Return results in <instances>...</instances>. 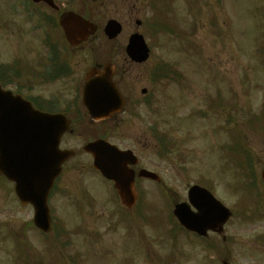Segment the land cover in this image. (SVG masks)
Segmentation results:
<instances>
[{"label":"rangeland","instance_id":"rangeland-1","mask_svg":"<svg viewBox=\"0 0 264 264\" xmlns=\"http://www.w3.org/2000/svg\"><path fill=\"white\" fill-rule=\"evenodd\" d=\"M14 1H0V8L7 10ZM79 1L69 0V4L100 26V32L89 43L73 52L80 72L96 61L122 68L127 39L135 31L144 36L151 49V59L142 71L130 68L125 75L127 93L133 95L135 91L140 99L130 108L136 118L111 125L105 135L107 141L122 149H134L143 158V167L155 170L161 183L141 182V204L145 203L138 226L134 217L126 219L121 214L124 211L110 199L108 187L99 184L93 190L97 199L81 211L85 229L94 228L98 235L96 248L91 249L87 242L86 248L81 246L84 242L80 234L85 232L76 218V205H71L69 198L60 199L54 203L56 215L52 212L60 239L53 232L51 242L34 241V264L39 253L48 260L57 257V264H67L60 261L77 255L76 244L81 254L85 249L88 262L84 264H220L222 257L231 264H260L256 263L260 257L254 259L255 234L248 224L239 229L230 221L224 251L216 248V236H210L207 242L182 236L168 217L176 202L186 201L187 189L193 184L212 189L215 197L233 211L241 207L250 211V203L258 196L257 188L250 189V179L236 163L238 158L228 156L222 149L234 142L225 132L232 128H228L232 118L237 120V129L244 137L241 145L251 150L257 164L262 166L264 161V138L257 135L264 132V54L260 51L264 48V0H91V8L88 2ZM111 18L123 29L116 39L108 41L102 28ZM135 20L141 21L138 28ZM18 26L29 42H18ZM31 27L22 17L15 30L0 29V64H9L16 53L37 57L45 53L39 40L45 36L44 31L33 32ZM160 65L170 66L183 82L174 86L167 79L155 80L152 75ZM142 88L148 89L144 98L140 97ZM255 115L263 119L257 130L244 120ZM82 129V138L75 140V145L83 144L99 129L106 133L104 127L97 130V125L88 123ZM76 133H80L79 129ZM72 163L78 166L80 158ZM84 173L82 179L89 181L90 174ZM3 199L8 200L7 192L0 185V201ZM30 212L28 207H17V226L24 224ZM6 216L0 210V217ZM257 226L264 230V223L254 224V230ZM135 236L141 237L140 245ZM128 238L131 240L125 243ZM208 245L216 250H210ZM49 249L52 251L47 252ZM99 250L107 251L102 254Z\"/></svg>","mask_w":264,"mask_h":264},{"label":"water","instance_id":"water-1","mask_svg":"<svg viewBox=\"0 0 264 264\" xmlns=\"http://www.w3.org/2000/svg\"><path fill=\"white\" fill-rule=\"evenodd\" d=\"M64 31L69 40L76 37H80L79 39L82 38L80 27H64ZM119 32L120 27L114 22H110L105 29V33L110 39L114 38ZM129 44L128 50L133 54L131 56L133 60L141 61L147 57V49L140 37L133 36ZM91 86L90 90L96 94L104 93L98 86L105 87V91L110 92L113 98L110 109L115 106L118 97L109 81V76L99 83H92ZM11 98L10 94L0 92V106L2 110L9 111L11 109V105L7 102ZM100 107L101 110H99L98 106H88L92 117H98L102 112L106 111L108 104L105 103L103 106L100 105ZM39 119V121L36 120L34 116V120L31 123H34L32 127L37 126V130L35 133L23 137V149H11L9 152L10 155H6V153L1 154L0 172L15 183L16 192L21 202L30 203L34 207V224L42 230H47L49 222L46 207L47 193L56 176L57 170H59L61 163L68 158L69 154L59 153L57 151L56 142L53 143L56 135L54 126L56 127L57 123L51 119ZM38 125H47L48 127V134H45L42 140L43 148L41 146L43 134ZM58 126L61 127V130L57 137H59L63 131V122H58ZM46 138H48V141ZM31 140H33V142H31ZM103 150L107 151L105 156L102 158L98 157L97 153L103 152ZM89 151L94 156L95 168L98 169L104 177L114 182V187L122 203H129L132 196L131 189L133 178L131 172L125 167V159L128 157V154L120 153L115 148L107 147L101 143L94 144V146L89 148ZM142 174L148 177H154L146 172H141L140 175ZM205 205H207V203H205ZM195 206L198 209V214L192 216L187 213L188 211L185 208V210L182 208L181 212H186V215L184 220L180 218V221H182L181 223H183L186 228L199 235H204L205 231L211 226L210 222L213 221L212 212L218 207L213 203L207 205L209 206L208 210H205V207L199 208L197 205Z\"/></svg>","mask_w":264,"mask_h":264},{"label":"flooded vegetation","instance_id":"flooded-vegetation-1","mask_svg":"<svg viewBox=\"0 0 264 264\" xmlns=\"http://www.w3.org/2000/svg\"><path fill=\"white\" fill-rule=\"evenodd\" d=\"M53 1L56 3L58 11L62 9L60 6H65V4H60L59 1ZM42 7L46 8L43 5ZM6 19V15L0 10V26L7 23ZM52 26H54V24H52ZM49 45L52 46L49 47ZM46 46L48 50H52L45 54L46 58L26 59L24 66L23 64L20 65V68L25 67L21 70L25 72V75H19L21 78L17 77V65L14 63V73H12L9 88L14 94H18L28 101L36 110L63 115L70 122L71 129L60 139V148H71L75 145V140L80 136V133H75L74 128L76 127L79 129V123L83 121L84 116L86 117L82 109L81 96L86 72L88 70L85 72L84 70L82 72L78 70V63L77 60L74 59V53L64 52L63 42L59 37H56L55 41L47 39ZM101 64L102 63H93V66L100 69L99 66ZM128 71L129 70L122 68L121 75L116 71L113 79L116 80L115 84L118 89L121 85L125 84L124 78L125 75L128 74ZM23 76L24 78H22ZM127 101L131 104L129 97H127ZM123 109L122 114H126L125 108ZM117 118V116H113L110 120L103 121L100 125H106L109 121L113 122ZM76 149L79 148L77 147ZM142 163H144V160L140 158L139 164L134 167V169L139 165L143 166ZM84 169H86L84 164L66 167L61 177L65 174H73L75 172L82 173ZM0 182V185L6 189L7 194H12L10 183L6 181ZM0 205V210L7 213V219L0 217V264H18L15 210L12 209L14 211L11 212V206L5 200H1ZM252 205H254L257 210L254 212L253 219L258 223H264V202L262 203L259 200L253 202ZM257 230L259 233L256 235H263L257 243L264 245V230L259 226ZM24 241L25 259L23 261L20 260L19 264H30L32 262L31 236L29 235L28 238L25 236ZM7 242L9 245H7Z\"/></svg>","mask_w":264,"mask_h":264}]
</instances>
